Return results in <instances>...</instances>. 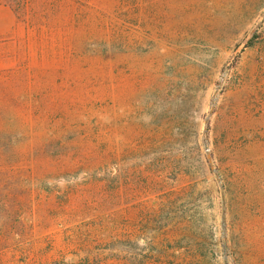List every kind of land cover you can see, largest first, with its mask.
<instances>
[{"label": "rangeland", "instance_id": "obj_1", "mask_svg": "<svg viewBox=\"0 0 264 264\" xmlns=\"http://www.w3.org/2000/svg\"><path fill=\"white\" fill-rule=\"evenodd\" d=\"M0 264H264V0H0Z\"/></svg>", "mask_w": 264, "mask_h": 264}]
</instances>
